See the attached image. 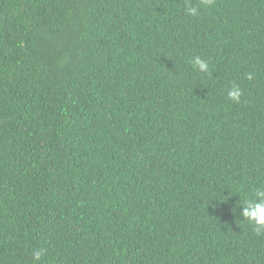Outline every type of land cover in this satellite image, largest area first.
<instances>
[{"label":"trees","instance_id":"16d2710c","mask_svg":"<svg viewBox=\"0 0 264 264\" xmlns=\"http://www.w3.org/2000/svg\"><path fill=\"white\" fill-rule=\"evenodd\" d=\"M257 189L264 0H0V264H264Z\"/></svg>","mask_w":264,"mask_h":264},{"label":"clouds","instance_id":"9594fccd","mask_svg":"<svg viewBox=\"0 0 264 264\" xmlns=\"http://www.w3.org/2000/svg\"><path fill=\"white\" fill-rule=\"evenodd\" d=\"M205 6H210L214 3V0H202ZM187 14L190 16H197L198 10L195 7H187ZM193 65L200 72L207 73L209 70V64L207 61L196 56L192 60ZM247 78L251 80L253 78L252 74L249 73ZM243 95L242 90L233 85V87L228 91V97L230 100L239 102L241 96ZM256 199L248 200L243 204L241 215L243 218L250 220L254 227V231L257 235L264 234V189H257L255 192ZM45 249H33L31 256L34 261H39L44 255Z\"/></svg>","mask_w":264,"mask_h":264}]
</instances>
